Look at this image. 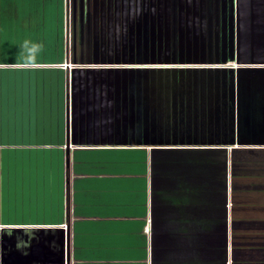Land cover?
<instances>
[{
	"label": "crops",
	"instance_id": "crops-1",
	"mask_svg": "<svg viewBox=\"0 0 264 264\" xmlns=\"http://www.w3.org/2000/svg\"><path fill=\"white\" fill-rule=\"evenodd\" d=\"M0 5V264H264V0Z\"/></svg>",
	"mask_w": 264,
	"mask_h": 264
},
{
	"label": "clouds",
	"instance_id": "clouds-1",
	"mask_svg": "<svg viewBox=\"0 0 264 264\" xmlns=\"http://www.w3.org/2000/svg\"><path fill=\"white\" fill-rule=\"evenodd\" d=\"M44 51L42 42L34 41L30 38H25L19 45L17 54L18 61L25 66H31L38 63V58Z\"/></svg>",
	"mask_w": 264,
	"mask_h": 264
},
{
	"label": "rangeland",
	"instance_id": "rangeland-1",
	"mask_svg": "<svg viewBox=\"0 0 264 264\" xmlns=\"http://www.w3.org/2000/svg\"><path fill=\"white\" fill-rule=\"evenodd\" d=\"M0 6H2V5H0ZM1 11H2V10H1V7H0V16H1V14H2ZM0 20H1V21H4V19L1 18V17H0ZM2 26H4V28H3L2 31H4L5 28H8V23L6 22V20L4 21V23H1V22H0V28H1ZM4 32H7V31H4ZM4 36H6V35H4ZM5 38H6V37H5ZM3 44H4V41H3V40L1 41V39H0V48H1V45H3ZM3 48H7V46L4 45ZM1 54H2V53H0V56H1ZM11 55H12L11 53L8 55V59L11 57Z\"/></svg>",
	"mask_w": 264,
	"mask_h": 264
}]
</instances>
